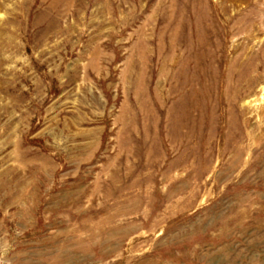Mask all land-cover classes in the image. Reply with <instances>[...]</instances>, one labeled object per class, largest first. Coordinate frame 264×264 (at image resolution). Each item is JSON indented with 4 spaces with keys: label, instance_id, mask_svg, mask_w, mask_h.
Wrapping results in <instances>:
<instances>
[{
    "label": "rangeland",
    "instance_id": "374dc122",
    "mask_svg": "<svg viewBox=\"0 0 264 264\" xmlns=\"http://www.w3.org/2000/svg\"><path fill=\"white\" fill-rule=\"evenodd\" d=\"M0 264H264V0H0Z\"/></svg>",
    "mask_w": 264,
    "mask_h": 264
}]
</instances>
